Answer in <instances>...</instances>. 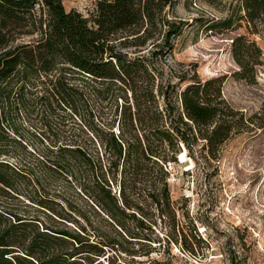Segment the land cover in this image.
I'll use <instances>...</instances> for the list:
<instances>
[{"label": "trees", "instance_id": "1", "mask_svg": "<svg viewBox=\"0 0 264 264\" xmlns=\"http://www.w3.org/2000/svg\"><path fill=\"white\" fill-rule=\"evenodd\" d=\"M174 5L96 0L84 17L66 11L62 0H0V143L21 145L4 126L33 99L51 112L79 115L82 139L55 146L52 157L37 162L77 182L84 205L30 199L51 223L0 205V264H100L106 249L138 256L124 247L134 242L148 247V255L165 218L176 242L170 165L195 147L215 159L232 138L264 133V98L248 114L223 98L222 78L201 80L173 69L165 77L159 60L185 26L171 16ZM241 7L237 20L247 35L232 39L235 77L255 85L262 50L248 35L264 31V0H242ZM8 155L0 145V194L23 195L33 169L1 159ZM120 257L108 264H120Z\"/></svg>", "mask_w": 264, "mask_h": 264}, {"label": "rangeland", "instance_id": "2", "mask_svg": "<svg viewBox=\"0 0 264 264\" xmlns=\"http://www.w3.org/2000/svg\"><path fill=\"white\" fill-rule=\"evenodd\" d=\"M62 3L66 11L76 10L89 17L96 0ZM241 6L242 0H175L171 16L184 21L185 26L173 38L172 50L159 62L167 78L170 69L187 70L189 76L195 72L201 80L222 78L223 98L252 114L259 111L264 98V31L248 35L261 48L263 61L257 69L256 84L248 85L235 77L238 67L232 58V39L247 35L244 22L237 20L244 14ZM230 17L232 23L224 26ZM170 80L177 83L175 77ZM77 104L82 115V102ZM62 109L51 112L33 99L26 108L12 111L4 126L8 139L21 145L0 143L9 154L1 159L11 164L27 163L35 175L31 185L20 187L23 195L0 194V205L20 217L51 223L47 212L30 199L84 208L77 182L63 171L37 162L41 157H52L50 149L55 146L82 139L79 115ZM168 183L176 212V242L165 218L154 229L160 240L148 255V247L134 242L124 247L136 250L138 256L106 249L97 262L108 264L119 255L120 264H264V133L232 138L215 159L195 147L192 155L186 152L170 165ZM59 206L53 205L57 211ZM167 237L172 239L169 243Z\"/></svg>", "mask_w": 264, "mask_h": 264}]
</instances>
